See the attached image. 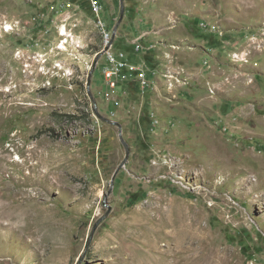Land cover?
Wrapping results in <instances>:
<instances>
[{
	"label": "rangeland",
	"instance_id": "1",
	"mask_svg": "<svg viewBox=\"0 0 264 264\" xmlns=\"http://www.w3.org/2000/svg\"><path fill=\"white\" fill-rule=\"evenodd\" d=\"M99 2L149 87L86 0H0V264H264V0Z\"/></svg>",
	"mask_w": 264,
	"mask_h": 264
},
{
	"label": "built area",
	"instance_id": "2",
	"mask_svg": "<svg viewBox=\"0 0 264 264\" xmlns=\"http://www.w3.org/2000/svg\"><path fill=\"white\" fill-rule=\"evenodd\" d=\"M88 7L92 10L97 26L100 29V33L103 41V53L105 58V64L102 67V74L107 81V85L113 89L118 90V83L127 81L131 76L135 78L141 85L149 87L150 81L148 80V68L145 62L142 64H134L128 61L122 52L116 51L113 48L112 31L108 30L106 24L102 21L101 13L102 6L99 0H86ZM143 37V36H142ZM154 45L148 47L143 46L141 43L135 42V51L148 53Z\"/></svg>",
	"mask_w": 264,
	"mask_h": 264
},
{
	"label": "water",
	"instance_id": "3",
	"mask_svg": "<svg viewBox=\"0 0 264 264\" xmlns=\"http://www.w3.org/2000/svg\"><path fill=\"white\" fill-rule=\"evenodd\" d=\"M120 17H119V23H121L122 19H123V16H124V9H123V6H122V0H120ZM116 31H117V28H115L113 31H112V42L114 41L115 39V36H116ZM99 58V56L97 57ZM118 129H119V139L125 149V158L124 160L122 161V163L120 164V166L117 168L113 178H112V181L114 180L115 176L117 175V173L120 171V169L124 168L125 167V163L127 162V158L129 156V147L127 146V144L124 142L123 140V137H122V129H121V126L119 124H116Z\"/></svg>",
	"mask_w": 264,
	"mask_h": 264
},
{
	"label": "crops",
	"instance_id": "4",
	"mask_svg": "<svg viewBox=\"0 0 264 264\" xmlns=\"http://www.w3.org/2000/svg\"><path fill=\"white\" fill-rule=\"evenodd\" d=\"M101 4V3H100ZM102 6V5H101ZM137 32H139V34L135 37V39H134V41H136V42H138L137 40H139L140 39V41H142L143 43H144V41H146V43H150V41H148V39L149 40H151V36L149 35V38L147 39V36H144V37H142L143 36V33H146L145 31H139V30H137ZM133 35V34H132ZM127 36V35H126ZM129 36H130V34H129ZM141 38H142V40H141ZM138 42V43H141V42ZM148 41V42H147ZM145 44V43H144ZM120 51V50H119ZM148 59L150 60V58L148 57Z\"/></svg>",
	"mask_w": 264,
	"mask_h": 264
},
{
	"label": "bare ground",
	"instance_id": "5",
	"mask_svg": "<svg viewBox=\"0 0 264 264\" xmlns=\"http://www.w3.org/2000/svg\"><path fill=\"white\" fill-rule=\"evenodd\" d=\"M6 29H9V27H7ZM64 34H65L64 29H61V30H60V35L63 36ZM61 47H62V46H61ZM61 47H60V48H61ZM203 171H204V170H203ZM220 171H221V170H220ZM204 172H205V171H204ZM226 172H227V171H226ZM213 175H214V174H213ZM209 177H210V176H209ZM250 190H253V189L251 188ZM251 192H252V191H251Z\"/></svg>",
	"mask_w": 264,
	"mask_h": 264
}]
</instances>
